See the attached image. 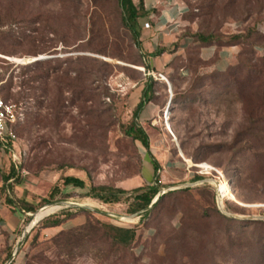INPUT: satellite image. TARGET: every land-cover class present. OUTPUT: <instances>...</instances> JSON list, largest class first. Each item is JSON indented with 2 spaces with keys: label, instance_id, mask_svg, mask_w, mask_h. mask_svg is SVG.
Segmentation results:
<instances>
[{
  "label": "rangeland",
  "instance_id": "obj_1",
  "mask_svg": "<svg viewBox=\"0 0 264 264\" xmlns=\"http://www.w3.org/2000/svg\"><path fill=\"white\" fill-rule=\"evenodd\" d=\"M186 2L183 35L229 37L250 28L264 35V0H218V12L208 20L199 9L202 0ZM195 51L184 54L194 71L182 76L178 62L163 79L143 64L118 0H0V94L27 107L16 146L26 155L17 176L6 183L12 203L33 209L22 211L23 232L31 213L54 202L92 207L57 206L43 216L15 264H101L110 243L100 232L86 235L91 229L82 227L90 222L136 228V248L144 246L138 264H264V219L223 213L213 183L179 187L197 181L195 175L215 177L227 212L264 216V123L256 130L249 120L255 90L245 84L247 71L238 81L228 79L197 61ZM81 56L98 61L91 64L94 76L85 96L77 99V86L69 89L67 82L77 81L81 67L90 68ZM45 59L50 61L34 67V61ZM150 76V108L136 121L148 132L151 153L161 165V190L173 189L140 221L127 196L108 204L87 194L92 185L132 190L153 182L149 150L126 134ZM12 165L10 153L0 151V175ZM66 175L83 178L87 187L64 185ZM64 211H70L68 222L46 227ZM121 255L114 252L110 260Z\"/></svg>",
  "mask_w": 264,
  "mask_h": 264
},
{
  "label": "trees",
  "instance_id": "obj_2",
  "mask_svg": "<svg viewBox=\"0 0 264 264\" xmlns=\"http://www.w3.org/2000/svg\"><path fill=\"white\" fill-rule=\"evenodd\" d=\"M120 3V7L122 8L123 12V18L126 26L130 29V31L133 34V37L136 41V45L141 49L142 52V46H141V28L139 25V18L142 17L145 12L143 9V3L142 0L138 5L134 3L133 0H118ZM187 6L188 11L185 13V15L190 11V6L186 2V0H183ZM203 2L200 5L199 9L202 11V15L205 18V20L211 19L215 17L216 13L218 12V0H202ZM221 10V8H220ZM184 15V16H185ZM189 36V35H187ZM192 40L191 45H189L186 48V54L188 53V50H191L193 48L196 49L195 54L197 56V61L202 62L205 64V62L200 58L199 56V50L201 46L204 45H215L217 47H226V46H232V45H239L241 46V50L238 53L237 56V62L231 66L226 71H217L218 73L225 74V76L229 79H235L236 81L240 80L242 77L241 74L245 70L247 71V75L245 76V84H248L250 87H252L255 92L256 100L254 102L253 109L250 113L249 120L251 121L250 124H252L253 128H258L261 123H264V35L260 33V31L257 28H250L246 33H238L231 35L229 37H225V35L217 34L214 32L209 33H197L196 35L189 36ZM164 51V49L157 50L153 53L154 56H157L161 54ZM258 53H262V55H258ZM143 56V64L147 69H151V67L146 63ZM79 61H85L90 65V68H80L77 72V81L74 82L72 80H68L67 85L69 89H71L73 86H77L78 91H74L77 93V99L82 98V96H85V92L87 91V81L94 76V68L91 64L98 61V59L94 56H81L78 59ZM50 59L45 60H36L33 62L34 67H41L44 66L46 63H48ZM188 61V64H186ZM178 62H180L181 66L178 68V70L181 72L182 76H187L191 71L193 70V60L192 59H186L184 56L177 57L175 61L171 63V65L174 67L173 70H175L178 65ZM107 64V63H104ZM187 69L188 74H184L183 70ZM71 71H66L67 77L70 78ZM146 85L143 88L142 95L140 98V101L138 102L135 110H134V118L135 120L133 123H131L128 128L126 129V134L134 140H139L147 150H149V153L153 159V168H154V177L152 183H145L141 184L132 190H128L127 188L123 187H117L112 185H92L89 189V192L87 196L99 199L100 201L108 204H115L122 202L124 196H127L126 198H129L131 201L130 204V212L135 213L137 211H141L143 209H146L150 206L153 199L156 197V195L161 191V183H160V177H159V170L161 169V165L159 161L154 157V155L151 153V145H150V136L146 129L136 121V119L140 116L143 109L146 107V104L152 99V91H153V77H149L146 80ZM75 98V99H76ZM172 100V99H171ZM26 121V120H25ZM24 121V122H25ZM23 122V123H24ZM22 123V124H23ZM20 124L19 126H21ZM19 126L17 127V132L19 129ZM262 130V129H261ZM264 131V129H263ZM19 134V133H18ZM263 139V137H260V140ZM204 175V174H203ZM17 176V169L14 165L10 168V171L8 174L2 175L3 180L5 183L9 181L12 178H15ZM202 177L200 175H195L193 180H199ZM64 185H74L76 187H79L81 189H85L87 187L86 181L76 175H66L63 179ZM171 191L167 194H170ZM165 195L161 196L160 199L156 202L155 206L159 204V202L164 199ZM10 203L13 201L11 199H8ZM24 213H28L32 211V207H28L27 209L23 208L21 209ZM151 209L145 211L140 221H144L145 218L149 217L151 213ZM71 219L70 211H64L62 212L61 217H56L52 220V222L49 225H46V227H56L65 224ZM89 226H83L82 228L89 227L91 229V232H88V234H95L97 237L100 232L101 239L108 240L110 243V249L107 253V256L103 259L101 264H138V258L142 254L143 247L136 248V237H137V231L134 227H121L117 226L111 223H101L100 226H95L92 222L87 224ZM97 232V233H95ZM147 234L152 235L153 231L152 229H148ZM72 241V239H69ZM122 252V255L111 259L110 260V254H113L114 252ZM131 251V252H130ZM12 253L10 254V256ZM9 256V257H10ZM105 260H109L108 263H106ZM12 264H15L14 262ZM24 264H32L30 261H26Z\"/></svg>",
  "mask_w": 264,
  "mask_h": 264
},
{
  "label": "crops",
  "instance_id": "obj_3",
  "mask_svg": "<svg viewBox=\"0 0 264 264\" xmlns=\"http://www.w3.org/2000/svg\"><path fill=\"white\" fill-rule=\"evenodd\" d=\"M133 1L138 5L141 0ZM142 3L145 14L139 18V25L144 59L151 67L150 70L161 74L169 73L168 71L174 69L171 63L177 57L184 56L186 48L192 43L189 36L182 34L185 26L184 15L188 11V6L183 0H142ZM146 23H149L148 27L145 26ZM160 49L164 51L154 56L153 53ZM240 50L239 45L220 48L215 45H204L200 47L199 56L211 70L226 71L237 62ZM183 72L188 74L187 69ZM149 108L150 106L146 105L141 112V118L147 116ZM11 197L0 175V264L8 262L23 234L24 214L15 203L9 202L8 199ZM17 257L20 258V252L15 259Z\"/></svg>",
  "mask_w": 264,
  "mask_h": 264
},
{
  "label": "built area",
  "instance_id": "obj_4",
  "mask_svg": "<svg viewBox=\"0 0 264 264\" xmlns=\"http://www.w3.org/2000/svg\"><path fill=\"white\" fill-rule=\"evenodd\" d=\"M145 26L148 27L149 23H146ZM149 73L154 74L150 71ZM159 76L167 79L161 73ZM26 117L27 107L23 103L8 100L0 94V151L10 153L16 169H19L22 159L26 155L25 151L16 149L20 140L17 127L26 120Z\"/></svg>",
  "mask_w": 264,
  "mask_h": 264
},
{
  "label": "water",
  "instance_id": "obj_5",
  "mask_svg": "<svg viewBox=\"0 0 264 264\" xmlns=\"http://www.w3.org/2000/svg\"><path fill=\"white\" fill-rule=\"evenodd\" d=\"M42 58H45V57H41ZM170 92H172V85L170 84ZM206 183H213L216 185V192H217V204H218V207L219 209L227 214V215H231V216H236V217H240V218H244V219H264V216H251V217H245V216H238V215H233L229 212H227L225 210V206H224V203L223 200L221 199V196H220V193H219V190H218V187H217V179H215V177L213 178H205V179H202V180H197V181H194V182H186V183H183L181 184L179 187L181 188H187V187H194L196 185H199V184H206ZM173 188H168V189H163L161 190L157 195L156 197L153 199L152 203L150 204V206L146 209H143L141 211H139L136 215L134 216H137V217H141L142 214L151 209L155 204L156 202L160 199V197L168 192L169 190H172ZM50 205H59L60 208H64V207H89V208H92L90 206H88L87 204H81V203H78V202H72V201H57V202H54ZM49 206V205H48ZM45 207V206H44ZM96 212L100 213V214H103V215H111L113 217H117V218H123L121 217L120 215H116V214H113V213H109V212H106V211H100V210H95ZM51 214V213H50ZM30 215H32V217L34 218V215L31 213ZM49 215V214H48ZM132 216H130L129 218H131ZM33 220V219H32ZM31 220V221H32ZM31 223V222H30ZM29 223V224H30ZM36 224L32 225L30 228H28V226L26 227V229L24 230L23 234H22V238H21V241L18 245V247L15 249L13 255L11 256V258L8 260V262L6 264H12L16 258V256L18 255V253L20 252L21 250V246L22 244L26 241V239L28 238L29 236V232L32 230V228L35 226Z\"/></svg>",
  "mask_w": 264,
  "mask_h": 264
},
{
  "label": "bare ground",
  "instance_id": "obj_6",
  "mask_svg": "<svg viewBox=\"0 0 264 264\" xmlns=\"http://www.w3.org/2000/svg\"><path fill=\"white\" fill-rule=\"evenodd\" d=\"M220 188V187H219ZM220 193V192H219ZM220 196H221V194H220ZM221 199H222V197H221ZM57 206H59V205H52L51 207H45V208H43L42 210H41V212L40 213H34L33 215H34V218H33V220L31 221V223L28 225V228H30L32 225H34V224H36L43 216H45V215H47V214H49V213H51V212H53V211H55V210H57V209H59V208H57ZM60 207V206H59Z\"/></svg>",
  "mask_w": 264,
  "mask_h": 264
}]
</instances>
